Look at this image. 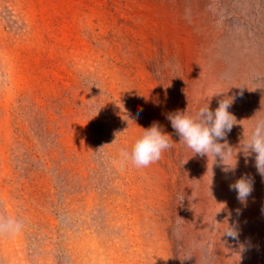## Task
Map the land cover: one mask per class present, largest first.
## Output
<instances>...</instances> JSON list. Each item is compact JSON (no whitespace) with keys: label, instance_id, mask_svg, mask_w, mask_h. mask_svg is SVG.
<instances>
[{"label":"rangeland","instance_id":"obj_1","mask_svg":"<svg viewBox=\"0 0 264 264\" xmlns=\"http://www.w3.org/2000/svg\"><path fill=\"white\" fill-rule=\"evenodd\" d=\"M226 97L227 171L167 118ZM257 113L264 0H0V215L26 223L0 264H264V176L241 147ZM154 123L174 147L121 164Z\"/></svg>","mask_w":264,"mask_h":264},{"label":"clouds","instance_id":"obj_2","mask_svg":"<svg viewBox=\"0 0 264 264\" xmlns=\"http://www.w3.org/2000/svg\"><path fill=\"white\" fill-rule=\"evenodd\" d=\"M218 94V93H217ZM232 98L226 97L219 101L218 107L213 112L209 103L201 105L194 111L189 108L169 114L168 119L172 128L179 135L187 149L194 154L219 157L228 169L235 165L225 163L233 158V148L227 143H220L227 133L237 123L236 117L229 111ZM174 147L170 134L154 123L151 127L143 129L135 141L129 146L124 145L119 150L121 164L130 162L137 169H144L157 163L163 154ZM242 149L247 154L249 151L256 154L257 171L264 176V116L257 113L253 117L251 127L245 134ZM236 155V153H235ZM230 188L237 193V199L246 202L253 191V181L248 176H241ZM26 228L25 220L12 215H0V238H15L22 234ZM226 235L236 237V231L230 227Z\"/></svg>","mask_w":264,"mask_h":264}]
</instances>
